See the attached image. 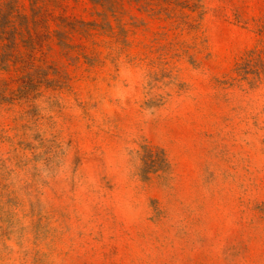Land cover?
<instances>
[{
	"label": "rangeland",
	"instance_id": "obj_1",
	"mask_svg": "<svg viewBox=\"0 0 264 264\" xmlns=\"http://www.w3.org/2000/svg\"><path fill=\"white\" fill-rule=\"evenodd\" d=\"M0 264H264V0H0Z\"/></svg>",
	"mask_w": 264,
	"mask_h": 264
}]
</instances>
